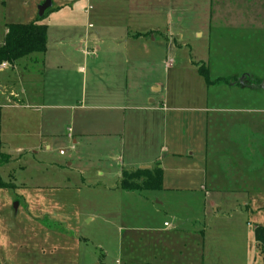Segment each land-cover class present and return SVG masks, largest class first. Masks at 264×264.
<instances>
[{
    "label": "crops",
    "instance_id": "0c3cea01",
    "mask_svg": "<svg viewBox=\"0 0 264 264\" xmlns=\"http://www.w3.org/2000/svg\"><path fill=\"white\" fill-rule=\"evenodd\" d=\"M51 1L42 18L34 15L29 19H41L40 23L48 26L46 53L0 65V151L8 148L11 156L36 153L39 144L50 149L49 143L55 142L60 149L64 139L60 130L66 119L71 133L67 137L74 146L88 136H105L106 140H97L95 145L102 144L106 152H118L114 155L119 172L113 175L111 185L102 187L113 197L100 202L114 201L116 206H112L117 208L126 205L129 219L126 227L118 228L121 234L117 232L113 241L117 264L141 260L143 264H256L257 257L264 264L255 240V228L262 225L252 227L249 223L255 210L264 208V48L255 52L256 45H264V0H234L231 10L219 4L215 11L217 36L229 37L226 31L232 30L234 69L226 77L244 76L246 84L243 80L241 85L208 86L217 87L223 95L228 92L229 101L212 102L207 94L190 103L186 112L197 114L198 120L185 119L191 141L187 139L181 146V140L168 131L175 124V110L167 106L157 79L161 60L156 38L150 40L154 29L144 24L130 30L125 13L107 23L103 16L109 11L99 7L98 13H103L93 16L94 29L89 31L87 11L83 26H74L77 14L83 16L84 11L75 4L55 6ZM48 13L50 17L43 20ZM56 17L67 26L51 33V21ZM6 33L7 28L0 44ZM34 63L40 65L38 74ZM165 67H171L168 61ZM191 68L197 69L196 63L192 62ZM168 121L173 122L168 125ZM10 139L18 144L11 145ZM182 147L184 151H180ZM98 150L92 153L93 158L102 157ZM155 167L163 170L162 190L127 192L119 188L124 171ZM167 169L175 173L168 190L196 188L201 194L186 198L183 213L172 210L160 197L163 203L157 202L158 209L152 210L169 218L171 225H154L145 220V214L150 212L151 198L168 191ZM22 201L35 242L26 250L8 240L7 254H13L16 264H94L92 237L70 227V216L90 215L80 202L73 208L71 200L57 198L56 208H50L48 200H43L40 208L47 212L36 214V200ZM256 220L260 223L259 217ZM125 230L141 231L143 238L123 239ZM104 253L101 262L106 260Z\"/></svg>",
    "mask_w": 264,
    "mask_h": 264
},
{
    "label": "rangeland",
    "instance_id": "374dc122",
    "mask_svg": "<svg viewBox=\"0 0 264 264\" xmlns=\"http://www.w3.org/2000/svg\"><path fill=\"white\" fill-rule=\"evenodd\" d=\"M41 1L0 0V42L3 40L7 24L34 22L35 20L29 19L34 15V17H39L38 7L41 5ZM53 1L55 6L66 4L79 6V10L84 11V13L83 16L80 13L77 14L74 26H83L84 17H87V14L89 20L86 27L89 31L94 29L93 16L99 17V14L103 13H98L99 7L102 11H109L103 16V18L106 17L108 19L107 23H111L115 18L125 13L130 21V30L136 31L137 28L143 27L144 24L154 29V32L150 35V40L152 36L156 38L155 46H159L161 60V66L157 68V79L161 86L162 96L166 94L167 106L173 107L172 111L175 110L172 114L175 117V124L174 126L170 125L168 131L174 133L178 140H181L180 146L184 145L187 139L191 141L187 135L189 134L187 130L190 126L185 119L187 120L190 117L197 119V114L186 112V110L191 108L190 103L196 100L201 101L205 96L207 97V94L212 102L219 100L225 102L231 99L226 91H224L223 95L222 91L217 92V87L210 89L199 75L198 68H191V63L205 64L209 68L213 79L226 77L228 71L232 72L234 69L232 66L234 50L231 37L232 30L226 31L227 35H230L229 37L219 38L217 36L218 30L214 28L217 22L214 21V17L215 11L217 12L220 9L219 4H222L224 10H231L234 0ZM141 13L145 18L140 16ZM49 17L50 13L43 20H47ZM210 17L212 19L211 23L209 21ZM51 23V33L54 32L55 28L67 26L63 21L61 23L57 22V17ZM257 31L258 33L261 32V30ZM169 33L175 37V40L173 39L174 37L168 35ZM168 43L169 47L167 46ZM241 47L243 48V46ZM263 48L264 45H256L255 49L257 51L255 52H260ZM220 58L225 60L221 61ZM169 59H172L173 63L170 68H166L165 63ZM20 66L22 67V63ZM33 66L36 74H38L40 65L34 63ZM245 82L246 80H244ZM220 86L224 85L221 84ZM67 121L66 119L64 128L60 130L64 138L62 139L63 146L60 149L56 145L57 142H55V145L49 143L50 149H46L45 145L39 144V149L35 150L37 151L36 153L24 152L21 155L11 156V151H8V148L0 151L2 153L6 152L10 156L8 164L0 170V183L18 186L16 188L0 187V243L4 246L3 254H0V262L2 264H6V260L8 261L7 264H16L12 260L13 254H7L8 247L5 244L8 245V240L17 242L16 245L18 246L24 245L23 249L26 250L31 248L28 246H32L33 241L35 242V235L29 233L32 227L29 225L30 222L24 210L23 198L37 201L33 206L36 214L47 212V210L40 208V203L43 200H48L49 204L47 205L50 208H56L57 198L71 200L70 206L73 208H76L78 206L77 202H80L83 211L90 213V215L78 217L75 214L70 216L72 231L82 234V236L90 235L92 237L90 241L94 245H92V248L96 251L94 264H117L118 256L114 254L115 245L113 241L117 232L121 234L118 228L127 226L129 219L125 210L126 205H121V208H117L112 206V204L116 206V202L113 201L109 204L104 202V200L100 202V199H105L106 196L108 198L113 197L102 187L111 185L114 181L113 175L119 172L117 156L114 155V153L118 152H106L102 144L95 145L97 140H106L105 136H88L84 139H79V136L75 135V139H79V144L72 145L67 137V135L71 134L68 131L70 126ZM172 122L168 121V125ZM22 132L23 129L20 128L19 134L21 135ZM9 143L11 145L18 144L13 139H10ZM126 143L127 140L125 141ZM96 148H99L98 153L102 154V157L93 158L91 156ZM180 151H184V148H180ZM126 160L125 154V163ZM181 164L183 165L184 163ZM98 170L104 175L100 176ZM174 174L169 169L165 171V179L170 180L166 183L165 190L172 181ZM97 182H101L98 188H92V185ZM162 192V195L151 198L150 212L145 214L146 221H153L154 225L160 226L166 222L171 225L169 218L162 217L152 210V208L158 209L157 202L163 203L160 197L163 196L167 206L170 205L172 210L183 213V210L187 209L186 198L201 194V191L196 188L182 189V191L169 188L168 191ZM18 202L21 208H18ZM255 213L256 216L254 214V217L249 222L251 226H264V208H258ZM257 217L260 218V223L257 222ZM139 226H142V224ZM122 234L123 239L126 238V240L131 241L141 240L144 235L141 231L129 232L126 230ZM21 236H24L25 239L22 240ZM39 241H36L37 246H39ZM0 248H2L1 245ZM102 252H106V254L104 253L106 260L103 262L99 259ZM256 259L254 263L261 264V258L257 257ZM143 263H145L144 260L135 262V264Z\"/></svg>",
    "mask_w": 264,
    "mask_h": 264
},
{
    "label": "trees",
    "instance_id": "16d2710c",
    "mask_svg": "<svg viewBox=\"0 0 264 264\" xmlns=\"http://www.w3.org/2000/svg\"><path fill=\"white\" fill-rule=\"evenodd\" d=\"M41 19L31 23H10L6 25L7 33L4 41L0 44V65L3 63L13 64L33 54L44 55L47 51L48 26L40 23ZM199 75L204 79L207 86L213 85H241L237 77H217L212 78L210 70L205 64L198 65ZM246 84V82H245ZM10 156L0 152V169L8 164ZM163 170L137 169L134 171H124L119 183V188L131 191H159L163 189ZM2 188H14L13 184L0 183ZM255 240L258 248L264 257V226L255 228Z\"/></svg>",
    "mask_w": 264,
    "mask_h": 264
},
{
    "label": "water",
    "instance_id": "95a60500",
    "mask_svg": "<svg viewBox=\"0 0 264 264\" xmlns=\"http://www.w3.org/2000/svg\"><path fill=\"white\" fill-rule=\"evenodd\" d=\"M52 6V1L51 0H46L44 3H42L39 7H38V10H39V17L42 18L44 16V13L47 9H49L50 7ZM244 80V76H242L240 78V82H242Z\"/></svg>",
    "mask_w": 264,
    "mask_h": 264
},
{
    "label": "built area",
    "instance_id": "2783aa9c",
    "mask_svg": "<svg viewBox=\"0 0 264 264\" xmlns=\"http://www.w3.org/2000/svg\"><path fill=\"white\" fill-rule=\"evenodd\" d=\"M172 63H173L172 60H169V61H168V65H172ZM5 65H6V63H3V64H2V66H5ZM166 226H168V224H166Z\"/></svg>",
    "mask_w": 264,
    "mask_h": 264
}]
</instances>
